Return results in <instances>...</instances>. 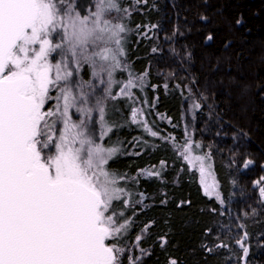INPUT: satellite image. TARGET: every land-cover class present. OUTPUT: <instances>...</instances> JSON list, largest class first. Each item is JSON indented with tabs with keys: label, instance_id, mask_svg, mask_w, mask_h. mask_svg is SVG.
<instances>
[{
	"label": "trees",
	"instance_id": "1",
	"mask_svg": "<svg viewBox=\"0 0 264 264\" xmlns=\"http://www.w3.org/2000/svg\"><path fill=\"white\" fill-rule=\"evenodd\" d=\"M128 1L120 47L130 73L146 77L148 122L182 141L187 97L196 104L192 138L212 161L222 204L169 142L126 124L123 110L111 137L118 153L105 165L125 193L116 202L119 221L129 220L123 240L140 237L146 253L136 264H242L237 241L246 234V264H264V196L255 185L264 179V0ZM136 137L141 148L128 153Z\"/></svg>",
	"mask_w": 264,
	"mask_h": 264
},
{
	"label": "snow or ice",
	"instance_id": "2",
	"mask_svg": "<svg viewBox=\"0 0 264 264\" xmlns=\"http://www.w3.org/2000/svg\"><path fill=\"white\" fill-rule=\"evenodd\" d=\"M95 7L82 17L70 0H0V264H121L123 250L106 243L127 228L114 212L106 215L123 192L105 168L117 150L96 143L86 122H74L70 113L77 96L69 56L77 68L81 59L108 62L102 71L109 77L120 66L119 47L88 52L97 42L119 45L126 32L103 18L120 10L117 0ZM58 29L61 40L53 43ZM58 49L62 59L53 64L49 57ZM138 86L130 74L121 94ZM53 89L60 95L52 97ZM79 97L87 104L83 90ZM53 99L62 105L46 110ZM99 114L103 120V107Z\"/></svg>",
	"mask_w": 264,
	"mask_h": 264
},
{
	"label": "rangeland",
	"instance_id": "3",
	"mask_svg": "<svg viewBox=\"0 0 264 264\" xmlns=\"http://www.w3.org/2000/svg\"><path fill=\"white\" fill-rule=\"evenodd\" d=\"M123 0H117L119 5V11H110L106 12L104 15V19L109 21L111 24H121V15L122 8L125 5H122ZM125 1V0H124ZM70 2L74 5L75 11L78 12L82 17L88 16L91 12L96 11V3L98 0H70ZM128 2L137 4V0H129ZM125 7L123 11H126ZM148 30L143 32L146 33ZM122 36V35H121ZM53 43H59L61 40V30L58 29L52 35ZM120 47L119 45L108 44L104 45L103 43L97 42V44H90L88 47V52L91 54L94 51H99L103 47ZM64 49H58L55 52H52L49 59L53 64L59 63L62 59V53ZM68 67L72 71L73 75L69 78L72 92L77 96V102L74 107L70 109L72 120L76 123H79L81 120H84L87 124L88 130L92 135V139L95 140L96 143L101 144L106 149L115 148L117 151L112 155L110 159H112L117 153L118 148L115 145H112V133L119 129L121 115H123V110L126 112V124H130L133 126H138L142 129L146 134L150 137L160 138L163 141L169 142L176 153L182 158V160L187 164L190 170H194L197 173L198 181L200 183L201 189L204 194L209 197L216 198L222 204V197L219 191V185L215 174L213 172V164L212 161L207 154H203L200 152V143L195 142L192 138L191 132V118L193 109L196 104L188 99V109L186 111L184 120H183V131L184 138L182 141L176 142L172 135H163L153 129L148 122L147 110L152 108V105L149 104L146 88L147 81L144 75H132L128 69V63L124 61L122 50L120 54V66L111 72V76L107 71H102V68L108 67V62L100 61L99 58H95L94 61H87L81 59L80 65L77 68L75 62L72 58L68 57ZM85 67L88 68V72L85 75ZM131 77L137 80L138 87H134L130 89V95L121 94V88L128 82ZM82 85V88H78L76 85ZM83 90L88 96L87 104L80 103L79 93ZM52 97H57L60 93L53 89L50 92ZM101 101L100 105L96 104V101ZM123 102V104H119V102ZM57 103L62 105V101L49 100V102L45 105V109H55ZM99 107H103L104 115L103 120L100 118ZM77 108H91L92 111L90 114L86 115L84 112L77 111ZM135 113V115H134ZM157 117L162 120L161 115H157ZM106 129H110L106 131V134L101 135L105 132ZM62 130V122L57 121L55 131L57 135ZM155 133V135H153ZM126 149L128 153L138 152L141 146L139 145V138H134L131 142L126 144ZM190 145V148L187 146ZM185 156L188 158L186 159ZM250 163H246L245 165H249ZM246 167V166H245ZM203 169V171H202ZM157 172L151 170H141L139 174L143 177H151L155 175ZM115 179V178H114ZM116 187L118 186V179H116ZM263 178H260L255 182V185L258 186L259 192L261 193V189L264 188ZM214 185V189L212 186ZM121 189V188H120ZM209 189V190H206ZM262 194V193H261ZM264 196V194H262ZM125 196L124 191L122 192L121 197ZM128 196V195H126ZM140 198L136 201L135 204H140L143 202V195L139 194ZM113 200L111 208L109 209L106 215L115 213V219L117 224L127 222V228L123 230L119 236L110 237L106 240V243L111 245L115 240H123L124 236L128 234V224L129 220L119 221V211H117V201ZM129 202V199H125V204ZM139 237V236H138ZM124 241V240H123ZM239 241L243 242V247L240 243H238L239 247L243 250V255L241 262L242 264H246V259L248 255V244H247V236L243 234V237L239 239ZM115 244V243H114ZM118 249H122L123 253L120 254L121 264H132L134 261L136 262L142 258V256L146 253L143 248L139 246V239L137 237L132 241L125 240L122 245L116 243ZM247 248V255L244 254V249Z\"/></svg>",
	"mask_w": 264,
	"mask_h": 264
}]
</instances>
